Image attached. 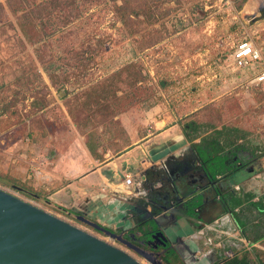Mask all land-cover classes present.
Returning <instances> with one entry per match:
<instances>
[{"label":"rangeland","instance_id":"obj_1","mask_svg":"<svg viewBox=\"0 0 264 264\" xmlns=\"http://www.w3.org/2000/svg\"><path fill=\"white\" fill-rule=\"evenodd\" d=\"M74 1L77 8L67 0H0V189L148 264L74 216L51 208L46 193L27 178L26 160L31 159L32 147L36 149L28 132L32 121L41 119L46 110L41 105L34 107L33 102L38 96L46 100L51 95L46 103L54 112L49 116L53 125L48 130L55 137L53 146L62 142L68 130L72 139L73 128L76 138L84 137L86 142V136L95 128L103 135L108 123L100 124V119L89 112L80 116L77 111L80 126L76 125L65 102L76 109V99L82 92L111 75H119L127 66H137L144 76L138 86L149 92L119 114L125 117L131 132L147 134L150 120H139L146 112L152 117L158 112L156 119L159 115L165 117L166 128L178 124L181 129L193 131L191 123L204 120L205 113L215 109L219 111V117H215L219 126L248 135V142L242 143L248 151L254 146L264 148V85H251L249 72L236 69L231 60L234 47L245 39L264 51V19L248 20L260 15V0H146V4L145 0H132L136 11L151 8L156 23L150 25L145 15L132 14L128 26L122 24L114 8V3L122 4L121 0ZM26 13L36 29L43 30L42 40L35 45L29 43L22 29L28 24H22ZM50 76L55 80L52 90L47 87L52 84ZM123 94L118 92V96ZM116 124L121 129L119 138L106 141L104 149L110 144L123 147L132 143L123 125ZM81 126H85L86 135L80 132ZM53 146L49 148L53 150ZM6 175L17 180L18 187ZM19 187L31 188L32 194L40 198L26 196ZM252 248L257 247L249 250ZM227 253L223 257L234 256L233 252L231 257Z\"/></svg>","mask_w":264,"mask_h":264},{"label":"flooded vegetation","instance_id":"obj_2","mask_svg":"<svg viewBox=\"0 0 264 264\" xmlns=\"http://www.w3.org/2000/svg\"><path fill=\"white\" fill-rule=\"evenodd\" d=\"M233 152L236 153H219L224 157L223 165L216 163L214 156H208L210 162L206 165L198 147L191 144L182 158L167 159L160 164V169L152 167L143 172L148 182L140 189L138 199H141L125 202L131 207V214L142 215L140 222L129 228H108L140 246L156 232L147 226V235L143 239L138 229H144L147 221L161 213L162 208L175 205L178 212L175 217L179 222L167 221L168 227L161 229L149 245H144L150 261L135 255L148 264H223L226 245L235 248L241 241L234 213L241 210L242 204L233 208L231 201L235 197L243 201L246 194H251L254 195L252 203H257L264 196V177L261 173L264 172V157L254 150ZM208 167L210 172H221L213 178ZM174 182L180 189L178 196L171 198L169 188Z\"/></svg>","mask_w":264,"mask_h":264},{"label":"crops","instance_id":"obj_3","mask_svg":"<svg viewBox=\"0 0 264 264\" xmlns=\"http://www.w3.org/2000/svg\"><path fill=\"white\" fill-rule=\"evenodd\" d=\"M258 48L264 56L263 48ZM47 87L52 90V84H47ZM50 96V94L47 95L46 100ZM156 114L154 117L157 116ZM141 116L139 120L142 123L150 120L147 123L149 125L147 134L142 135H139L138 131L129 130L124 116L119 115L114 119L116 123L123 125L126 138H129L132 143L123 147L121 151L110 148L100 149L102 160L95 159L91 155L84 137H80L78 133L80 138H76L75 128H73L74 137L71 139L70 131H66L68 132L64 136L66 138L63 137L57 147L53 146L55 137L51 135L44 144L34 143L33 146L36 149L32 147L31 159L26 160L29 164L24 170L28 172L27 178L33 182L35 187L46 193L47 204L61 214L69 217L81 215L92 218L113 229L133 226L134 223L140 222L142 215L131 214V207L125 205V197L131 196L130 201L132 202L141 199H138L140 189L148 182L143 172L152 167L160 169V164L167 159L182 158L191 144L197 147L201 145L203 152L206 153L203 154V161L207 165L212 155L210 141L215 138L218 144L222 142L215 135L211 136L209 132L197 136L191 129L186 131V127L181 129L178 124H172L166 128L165 117L160 115L158 119L148 112ZM150 123H153V126ZM242 143L243 141L240 140L238 147L226 151V154H235L236 152L233 151L238 150L248 151L247 145L244 146ZM50 146H53V150L49 148ZM44 150L47 153H44ZM13 162L17 163L18 160L14 159ZM127 173L134 177V182L130 186L124 182V175ZM176 186L178 185L174 182L169 188L171 198L178 196ZM33 197L37 200L40 198L39 195ZM132 208H134L133 205ZM258 244L256 243L257 247L261 248Z\"/></svg>","mask_w":264,"mask_h":264},{"label":"trees","instance_id":"obj_4","mask_svg":"<svg viewBox=\"0 0 264 264\" xmlns=\"http://www.w3.org/2000/svg\"><path fill=\"white\" fill-rule=\"evenodd\" d=\"M70 4L75 5L74 0H67ZM86 1H95V0H86ZM116 1V0H115ZM161 0L160 2H163ZM121 5L114 3V8L118 13L120 20L124 26L127 25V21L130 19L132 14H136V16L145 15L148 20V24L152 25L156 23V20H153L152 17L153 13L151 8H147V10H135L132 6V0H121ZM146 0L144 4H146ZM39 5H37L38 7ZM133 7V8H132ZM77 8V5H75ZM23 17V23H28L27 25H23V32L27 36V39L31 45H35L39 43L42 38L43 30L36 29L33 19L31 18L29 13H26ZM153 20V21H151ZM145 21V20H144ZM140 23H144L143 21ZM40 61H43V57L39 55ZM126 73V74H125ZM128 74V75H127ZM144 79V76L137 70V66H127L123 69V71L119 75H111L105 82H100L91 86L88 90L82 92L80 96L76 99L75 108H72L65 102L67 113L72 118L73 122L76 125L80 126V123H77V116L75 112L78 111V115H82V113L91 114L94 119H100L97 122L102 124V122L108 123V128L104 129V134H99L96 128L92 131V133L86 136V146L89 149L91 155L98 160H102V155L99 153L100 149H104L106 145V141L108 140H115L119 138L118 132L121 130L120 126L113 121L114 117L118 116L119 114L128 110L132 104L139 103L140 97L146 96V93L149 92V89L144 88L142 86H138L139 82ZM50 80L52 86L55 87V80L53 76H50ZM122 91L124 94L122 96H118V92ZM139 96V99L137 98ZM86 100H85V98ZM84 99L81 103V99ZM89 102V104H88ZM33 106L41 105L42 108H46L44 110L42 118L34 119L31 123L28 135L32 139L33 143H46V140L50 134L48 131L50 126L53 125L50 115H52L53 110L52 108L48 109V104L46 103L45 97L42 96L41 98L36 99L33 102ZM96 104V105H95ZM75 109V110H74ZM57 110V109H56ZM60 113L63 114L62 111L59 110ZM64 115V114H63ZM219 117V111L212 109L205 113L204 120L194 121L191 123L192 125V132L194 135H201L203 133H211L212 136L215 135L217 139L221 140V143H217L215 138L214 140L210 141V147L212 148L211 156H214L215 162L223 165L224 157L219 156V153H224L232 148H236L239 144V141H244L248 139V135L245 133H241L237 129L227 128L224 125L219 126V122L215 117ZM90 119V117H89ZM104 119V120H103ZM86 128L88 125H86ZM82 127L80 132L82 135H86V128ZM218 127H221L218 129ZM189 128H186L187 131ZM202 132V133H201ZM112 138V139H111ZM243 139V140H242ZM204 142V140H203ZM248 142V141H247ZM110 144V148L115 151H121L123 147L127 146L124 145L121 147L119 144ZM198 149L200 154H206L203 152V148L201 145H198ZM253 150L259 155L260 157H264V148L260 146H254ZM207 157V156H206ZM218 164V165H219ZM210 169V167H209ZM208 172L211 174L213 178L219 175V172ZM0 174V178H1ZM7 176V175H6ZM15 187L17 186V180L14 178L7 176ZM19 190L23 192L28 197H33L34 194L31 192V188L28 187H19ZM254 195L246 194L245 198L240 200L239 197L233 198L231 201L232 207H240L241 210L239 212L234 213L235 221L238 225V229L241 232V241L237 247L232 248L229 244L223 249V253L227 251H232L234 256L232 258H225L223 264H264V196L257 203H252V199ZM245 202V203H244ZM242 240H245L249 245H253L259 243L261 248H252L251 250H246L244 246H242Z\"/></svg>","mask_w":264,"mask_h":264},{"label":"water","instance_id":"obj_5","mask_svg":"<svg viewBox=\"0 0 264 264\" xmlns=\"http://www.w3.org/2000/svg\"><path fill=\"white\" fill-rule=\"evenodd\" d=\"M258 12L259 16H250L248 20L256 22L264 18V0H260ZM176 191L179 192L177 186ZM130 197L126 196L125 199ZM177 213L175 205L164 207L161 213L147 221L144 229L140 227L138 231L144 239L147 235L145 229L150 226L155 229L156 234L151 238L155 240L161 229L168 227L167 221L177 219ZM74 218L150 261L144 247L149 245L151 239L137 246L96 220L81 215H74ZM0 264L142 263L122 248L0 189Z\"/></svg>","mask_w":264,"mask_h":264},{"label":"built area","instance_id":"obj_6","mask_svg":"<svg viewBox=\"0 0 264 264\" xmlns=\"http://www.w3.org/2000/svg\"><path fill=\"white\" fill-rule=\"evenodd\" d=\"M231 60L236 68L245 72L247 70L251 75L250 83L253 86L264 85V56L252 41L245 39L239 42L233 49ZM124 182L130 186L134 182V177L130 174L124 175ZM245 249L249 250L251 247H257L256 244L249 245L243 241ZM231 257V253H227Z\"/></svg>","mask_w":264,"mask_h":264}]
</instances>
